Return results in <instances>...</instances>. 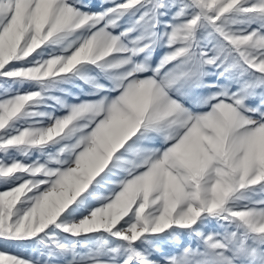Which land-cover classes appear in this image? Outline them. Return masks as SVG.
I'll return each instance as SVG.
<instances>
[{"label":"snow or ice","instance_id":"1","mask_svg":"<svg viewBox=\"0 0 264 264\" xmlns=\"http://www.w3.org/2000/svg\"><path fill=\"white\" fill-rule=\"evenodd\" d=\"M0 264H264V0H0Z\"/></svg>","mask_w":264,"mask_h":264},{"label":"rangeland","instance_id":"2","mask_svg":"<svg viewBox=\"0 0 264 264\" xmlns=\"http://www.w3.org/2000/svg\"><path fill=\"white\" fill-rule=\"evenodd\" d=\"M0 190H3L2 188H0ZM0 250H6L10 253H13V254H21V255H28L27 252H25L23 249H19V248H16V247H8L6 249H0Z\"/></svg>","mask_w":264,"mask_h":264}]
</instances>
